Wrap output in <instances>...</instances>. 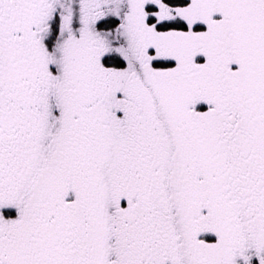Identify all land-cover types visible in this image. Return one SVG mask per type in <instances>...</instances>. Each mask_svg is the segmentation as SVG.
<instances>
[{"label": "snow or ice", "instance_id": "6c2138e0", "mask_svg": "<svg viewBox=\"0 0 264 264\" xmlns=\"http://www.w3.org/2000/svg\"><path fill=\"white\" fill-rule=\"evenodd\" d=\"M0 264H264V0H0Z\"/></svg>", "mask_w": 264, "mask_h": 264}]
</instances>
